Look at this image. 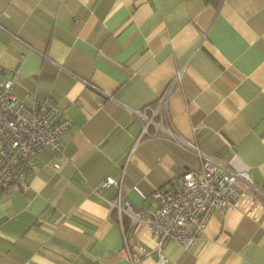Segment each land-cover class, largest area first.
I'll return each mask as SVG.
<instances>
[{
    "label": "crops",
    "instance_id": "crops-1",
    "mask_svg": "<svg viewBox=\"0 0 264 264\" xmlns=\"http://www.w3.org/2000/svg\"><path fill=\"white\" fill-rule=\"evenodd\" d=\"M163 115L140 136L171 80ZM0 76L30 104L49 97L71 122L43 147L25 186L0 189V264H160L146 218L198 157L245 171L234 208L200 235L167 241L163 264H264V0H0ZM107 177L118 185L95 190ZM118 193L139 211L123 215Z\"/></svg>",
    "mask_w": 264,
    "mask_h": 264
},
{
    "label": "built area",
    "instance_id": "built-area-1",
    "mask_svg": "<svg viewBox=\"0 0 264 264\" xmlns=\"http://www.w3.org/2000/svg\"><path fill=\"white\" fill-rule=\"evenodd\" d=\"M180 76L178 73L171 80L155 107H149L150 117L143 111H136L144 120L140 136L148 133L149 126L162 128L154 118L163 115L170 90L180 82ZM12 85V79H2L0 76V189H6L14 183L25 186L26 174L35 168L37 151L47 147L60 152V136L71 125L68 119L59 117L60 109L53 99L41 97L27 104L12 93ZM164 130L172 141L195 154L200 165L185 170L174 190L156 188L151 193L154 211L146 218V223L156 239L153 252L157 254L160 264L166 260L162 248L167 241L186 244L196 239L214 209L236 206L241 195L238 180L252 185L247 172H235L219 165L171 128L166 127ZM119 184L120 181L107 177L95 190ZM110 205L120 219V229L131 263L139 255L151 254L152 251L142 245H136L135 249L127 245V230L121 217L126 215L130 223L134 224L140 219L138 209L128 200L122 199L120 193L110 200Z\"/></svg>",
    "mask_w": 264,
    "mask_h": 264
},
{
    "label": "trees",
    "instance_id": "trees-1",
    "mask_svg": "<svg viewBox=\"0 0 264 264\" xmlns=\"http://www.w3.org/2000/svg\"><path fill=\"white\" fill-rule=\"evenodd\" d=\"M210 1H214L215 2V0H210Z\"/></svg>",
    "mask_w": 264,
    "mask_h": 264
},
{
    "label": "rangeland",
    "instance_id": "rangeland-1",
    "mask_svg": "<svg viewBox=\"0 0 264 264\" xmlns=\"http://www.w3.org/2000/svg\"><path fill=\"white\" fill-rule=\"evenodd\" d=\"M138 259V258H137Z\"/></svg>",
    "mask_w": 264,
    "mask_h": 264
}]
</instances>
